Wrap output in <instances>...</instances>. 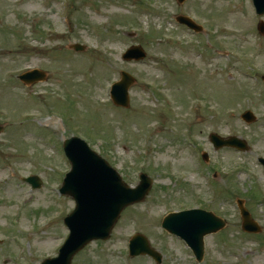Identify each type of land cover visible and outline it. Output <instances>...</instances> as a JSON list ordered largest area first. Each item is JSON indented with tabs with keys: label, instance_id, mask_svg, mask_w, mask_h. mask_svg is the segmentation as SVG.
Masks as SVG:
<instances>
[{
	"label": "rangeland",
	"instance_id": "374dc122",
	"mask_svg": "<svg viewBox=\"0 0 264 264\" xmlns=\"http://www.w3.org/2000/svg\"><path fill=\"white\" fill-rule=\"evenodd\" d=\"M251 6V0H0V124L8 122L0 135V264H39L57 255L64 218L75 208L59 195L70 167L63 145L73 135L128 185L146 173L153 186L144 202L121 213L109 240L90 243L72 264H156L147 256L124 260L137 233L162 255L161 264H264L258 161L264 34L257 29L264 16ZM179 15L194 18L204 32L179 26ZM74 44L85 45V55L75 54ZM134 45L145 60L124 61ZM29 69L42 70L46 80L25 85L18 76ZM123 71L136 83L129 108L118 110L109 90ZM246 111L257 118L252 124L241 118ZM49 118L58 130L43 123ZM211 134L236 136L248 150H216ZM28 175L43 181L29 194L22 184ZM239 199L261 226L258 235L241 230ZM193 208L227 222L206 237L200 263L160 226L168 213Z\"/></svg>",
	"mask_w": 264,
	"mask_h": 264
},
{
	"label": "water",
	"instance_id": "95a60500",
	"mask_svg": "<svg viewBox=\"0 0 264 264\" xmlns=\"http://www.w3.org/2000/svg\"><path fill=\"white\" fill-rule=\"evenodd\" d=\"M184 0H180L183 2ZM261 14H264V0H255ZM181 22L192 24L184 18ZM194 27V26H192ZM196 28V27H195ZM197 29V28H196ZM264 32V25L261 26ZM74 49L81 51L82 46L75 45ZM144 53L136 48L129 50L125 59H140ZM44 78V74L33 71L21 77L22 80L32 83ZM134 80L123 73L121 82L113 89V98L119 105H129L128 89ZM243 118L252 122L255 120L251 113ZM3 128L0 126V133ZM214 146L222 148L233 146L245 149L243 142L236 138L224 140L216 135H211ZM66 153L72 163V171L67 175L61 192L72 196L76 201V209L65 219L71 235L62 247L59 257L48 260L44 264H71L72 258L93 240L108 239L121 212L129 205L141 202L149 193L152 181L146 175L141 176V183L136 189L128 188L118 173L113 170L100 156L93 152L81 139L73 138L66 142ZM264 164V160H262ZM35 187L40 186L37 178L29 179ZM243 229L250 233H257L260 228L251 219L250 214L242 206ZM225 222L210 212L195 210L180 214L169 215L163 223V227L171 233L184 238L193 248L199 261L202 260L203 239L210 233H215L224 228ZM132 255H150L161 262V256L154 251L148 240L138 235L132 240Z\"/></svg>",
	"mask_w": 264,
	"mask_h": 264
},
{
	"label": "bare ground",
	"instance_id": "6f19581e",
	"mask_svg": "<svg viewBox=\"0 0 264 264\" xmlns=\"http://www.w3.org/2000/svg\"><path fill=\"white\" fill-rule=\"evenodd\" d=\"M45 123L58 129V124L54 120L48 119ZM21 224H23V222H21Z\"/></svg>",
	"mask_w": 264,
	"mask_h": 264
}]
</instances>
